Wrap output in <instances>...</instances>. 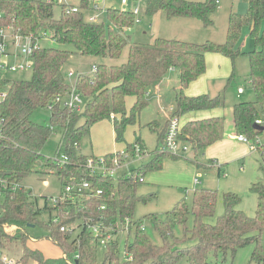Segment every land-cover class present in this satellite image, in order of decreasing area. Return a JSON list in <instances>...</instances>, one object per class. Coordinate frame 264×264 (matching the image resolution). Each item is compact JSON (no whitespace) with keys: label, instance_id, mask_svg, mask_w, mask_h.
Returning a JSON list of instances; mask_svg holds the SVG:
<instances>
[{"label":"trees","instance_id":"obj_1","mask_svg":"<svg viewBox=\"0 0 264 264\" xmlns=\"http://www.w3.org/2000/svg\"><path fill=\"white\" fill-rule=\"evenodd\" d=\"M88 4V0H81L82 7L89 8ZM53 5L41 0H0L3 13L0 24H11L24 34L36 35L45 31L58 43L71 44L74 52L81 55L115 59L128 46L127 59L118 65L96 64V70L91 75L77 76L74 85L84 99L79 112L53 103L56 95H64L71 86L62 73V67L71 53L66 49L41 46L34 49L29 80L0 78V92L3 93L0 98V118H3L0 179L8 184L2 200L0 229L3 224L15 225L17 229L28 224L44 226L67 258L53 259L52 264H68L67 260L71 264H95L97 244L86 222H96L103 217L98 222L112 227L113 233L117 234V228L124 226L126 218L133 219L135 202L142 200L135 195L139 178L149 170L160 169L165 157H180L161 151L167 122L161 124L157 120L144 125L157 134L153 156L118 179L110 175L91 174L85 167L86 157L77 153L79 141L89 132L91 125L104 119L112 121L116 139H122L125 127L135 124L139 113L147 106L149 91L169 70L176 71L179 78L171 116L180 120L181 116L191 111L223 106V91L214 96L207 93L189 96L184 92L190 82L205 72L207 52L220 53L232 61L241 54L247 55V76L254 99L233 104V126L236 134H244L250 139L260 135L263 131L256 130L253 125L256 119L264 122V30L261 29L264 0H247L244 14L230 13L225 41L220 44L212 41L198 44L163 37H155L149 44L129 43L124 31L135 23V15L130 10L108 7L105 10L107 23L103 20L89 22L83 12H66L63 8L59 17H55ZM217 5L215 0H146L144 13L152 15L162 11L167 18H193L207 25L212 22L210 15ZM243 27L249 28V35L254 40V47L248 52L237 45ZM231 78L232 75L229 80ZM129 96L133 97V104L128 110L126 98ZM50 104L51 107H48ZM37 108L49 110V124L31 120V114ZM180 125L181 140L188 143L195 154L221 139L224 131L220 116L191 119ZM54 129L60 131L56 154L64 153L68 158L64 164L41 153ZM136 141L141 145L139 140ZM127 147L130 148V144ZM103 157L108 166L114 163L113 154ZM192 160L199 166L195 159ZM39 163H42L46 173L55 174L63 186L85 178L91 182L93 191L100 189L101 194L74 195L72 199L59 200L51 205L45 201L43 208L49 213V218L46 224L40 223L36 219L39 209L29 200L30 193L20 185L25 177L37 171ZM10 184L16 185L15 188L9 189ZM251 190L258 194L254 215L248 216L236 208L240 198L234 193H226L223 196V214L215 224H209L203 218L213 215L217 191L196 188L192 193L191 206L180 200L167 212L164 220L152 216L161 245L151 244L137 227L139 232L134 235L132 244H124L122 257L114 239L105 245L106 253L101 264H172L182 256H186L190 264H211L206 262L209 249L233 255L239 247L248 244L255 246L252 260L264 264L260 243L264 233V184L255 183ZM188 213L194 216L195 242L182 246L186 236L182 239L174 236L173 226L184 225ZM61 226L73 230L61 231ZM76 226L79 230L74 234ZM23 252L26 253L25 250ZM124 254L130 258H123ZM75 255L78 257L75 258ZM33 256L42 260L37 252H33Z\"/></svg>","mask_w":264,"mask_h":264},{"label":"rangeland","instance_id":"obj_2","mask_svg":"<svg viewBox=\"0 0 264 264\" xmlns=\"http://www.w3.org/2000/svg\"><path fill=\"white\" fill-rule=\"evenodd\" d=\"M98 1L99 6L102 8L97 12L99 13V21L103 20L106 23L105 10L108 7H119L123 9H132L133 7L131 1L127 3L126 7L121 6L120 0ZM218 1L219 4L214 13L210 15L212 22L205 25L200 20L193 18H167L162 11H157L152 15H146L144 13L146 0H139L138 5L143 12L141 14V20L125 29L124 35L128 37L129 43L141 44H149L155 37L179 39L198 44L206 41L219 44L223 43L226 37L230 13L244 14L247 9V0ZM63 3L79 5L80 0H57L53 5V14L55 17H59ZM261 26V29L264 30V21ZM253 41L249 35V28L243 27L237 45L242 51L248 52L254 47ZM39 44L43 48L55 47L71 52L62 67L63 76L71 85L75 83L78 75H91L92 65L100 63L118 65L126 61L128 53V46H126L121 55L115 59L94 55H81L74 52V47L71 44L58 43L50 36L40 39ZM209 53L210 55H217V60L214 62L215 66L211 73H221L218 77L208 81L205 89L212 96L221 91L224 92L225 105L221 108L222 116L225 126H231L233 103L254 99V93L247 76L249 70L248 57L246 54H241L232 61L229 57L222 54L207 52V55ZM217 67H219V70H217ZM69 71H72L74 75L68 77ZM31 74V70L29 69L21 72H5L1 76L7 79L29 80ZM231 75L232 78L229 80ZM166 76L168 75L166 74ZM168 78L164 77L163 79L167 80ZM238 86L243 88V92L237 95ZM162 88L165 89V86ZM166 88L169 89L166 91L164 103L167 108H170L173 106V91H171V86L169 87L168 83ZM151 96H154V94ZM132 104L133 97L129 96L126 100V108L129 110ZM170 113L166 116V122L171 116ZM31 120L46 125L49 124V110L47 108H37L31 114ZM137 123L135 125H127L124 129L122 139L117 140L112 121L107 119L98 121L90 126L89 132L79 141V150H77V153L99 156L105 150H115L125 145L126 142L136 141L140 137L146 150L145 156L139 161L131 162L126 164V166L117 168L113 174V178L118 179L128 175L131 169L151 159L157 144V134L152 132L147 126H142V124L138 126ZM59 137L60 131L54 129L41 148V153L44 156L53 157L56 154ZM260 141L264 144V130L260 134ZM259 149L260 151L257 150L256 153L249 154L243 160L229 161L224 166L225 174L223 172L218 174L214 167L209 170H203L202 168L196 169L195 165L190 162V160L194 159L190 148L182 154V158L173 159L171 157H165L160 169L147 171L142 177V180L135 185V195L142 200L135 202L129 234L127 235V233L123 232L115 234L114 236V240L118 245L119 255L122 257L125 243H133L134 235L139 232L137 231V227L140 228V226L143 227L141 231L151 244L161 245L162 240L154 227L152 216L159 220H164L167 212H170L180 200H185V203L191 206L192 193L196 188H209L217 191L214 213L212 216L204 217V222L215 224L217 219L223 214V196L226 193L236 194L240 198V205L238 204L240 209L248 216L254 215L257 208L258 196L256 192L251 190V187L264 179V146ZM196 160L207 164L202 158V154H198ZM41 164L39 163L36 166L37 171L25 177L20 185L30 193L29 200L34 204L36 209H39V214L36 217L37 221L46 224L49 213L43 208L46 204L45 201L51 205V197L58 196L63 191V185L55 174L46 173L45 168ZM194 177L198 178L199 183L193 182ZM139 221L141 222L139 223ZM194 227V216L191 213L187 214L184 225L175 224L173 226L174 236L179 239H182L184 235L186 236V241L182 243V246H187L195 242L193 237ZM18 230H7L3 227L0 229V252L7 259L20 264H26L28 254L25 252V254L22 253L24 244L28 250L34 244L41 247V253L46 258L45 264H52L50 259L57 256L58 252L59 254L61 253L60 248L49 240V231L46 227L34 224L33 226L25 225ZM25 236L27 240L23 242ZM30 238H34L35 243ZM260 243L261 253L264 255V233L261 235ZM254 248V244H248L239 247L233 255L230 252L222 253L214 249H209L206 253V262L211 264H257L251 258ZM105 253L106 247L97 244L94 256L95 264L102 263ZM172 264H190V262L186 256H182Z\"/></svg>","mask_w":264,"mask_h":264},{"label":"built area","instance_id":"obj_3","mask_svg":"<svg viewBox=\"0 0 264 264\" xmlns=\"http://www.w3.org/2000/svg\"><path fill=\"white\" fill-rule=\"evenodd\" d=\"M45 3H55L57 0H41ZM89 8H84L81 6V0L79 5L74 4H66L63 3L61 8H63L66 12H78L81 11L84 13L85 19L89 22H99V13H97L100 9L98 0H88ZM132 2V9H123L130 10L135 15V22H140L141 20V8L138 5L139 0H120L121 6L126 7L127 3ZM217 4H219L218 0H215ZM3 13L0 10V19H2ZM48 37L45 31H40L36 35L34 34H24L16 29L11 24H0V78H3L1 74L5 72H21L26 70H32L33 60L32 53L33 50L40 47L39 41L40 39ZM96 70V66H92V72ZM73 74L72 71L68 72V75L71 76ZM75 84V83H74ZM71 85L69 90L66 91L64 95H56L53 99V103H58L62 107L70 108L73 111L79 112L82 110L84 105V99L82 95L77 91L75 85ZM238 93H242V89H238ZM3 97V93L0 92V98ZM51 107V104L48 105ZM255 123L258 125L264 126V122L262 119H256ZM3 124V118H0V135ZM180 120L175 116H170L167 121L166 131L163 137V141L161 144V151H164L168 154L181 157L183 153H185L190 145L180 138ZM236 139L239 141L247 143L251 149L260 150L264 144L260 141V135L250 139L244 134H236ZM146 154L145 148H143L140 143L133 142L130 144V148L127 146L119 150L114 154V163L110 166L106 164V159L103 156H88L85 159V167L88 171L93 173H99L103 175H110L113 177L115 170L119 167L125 166L128 163L136 162L141 160ZM53 159L59 163L64 164L68 162V158L64 153L55 154ZM130 173V172H129ZM141 176L139 181L142 180ZM197 182V179L194 180ZM9 189L15 188L16 185L10 184ZM8 184L0 179V217L3 213L2 200L5 193V189H7ZM87 194H95L100 195L101 190L97 189L93 191L91 188V182L88 179H78L72 183H66L63 186V191L56 197H51L52 204L57 201H64L65 199H72L74 195H83ZM104 206L102 205L101 208ZM103 217H100L101 220ZM89 220H91L89 218ZM86 222V226L88 230H90L91 235H93L96 244H100L105 246L108 242L114 239L115 234L113 233L112 227H106L101 224V222ZM132 221L128 218L125 219L124 226H119L117 228V234L123 232H130ZM141 225V224H139ZM3 228H16L15 225H7L3 224ZM142 226L140 229L142 230ZM71 229L70 227L66 228L65 226H61L60 230ZM79 230L78 226L73 231V233H77ZM125 256V254H124ZM78 255H75L77 258ZM64 258L66 255L64 253ZM125 259L130 258L129 256H125ZM67 259V258H66ZM68 264H71L70 260H67ZM0 264H20L18 262H14L12 260L7 259L5 255H2L0 252Z\"/></svg>","mask_w":264,"mask_h":264},{"label":"crops","instance_id":"obj_4","mask_svg":"<svg viewBox=\"0 0 264 264\" xmlns=\"http://www.w3.org/2000/svg\"><path fill=\"white\" fill-rule=\"evenodd\" d=\"M142 13L143 12H141V14ZM211 53H214V52H211ZM217 54H220V53H217ZM216 56L217 55H210V53L208 55H207V53L205 54L206 70L196 80H194L188 84V86L184 90V92L187 95L190 96V95H197V94H202V93L208 94V92H206V89H205L206 84L208 83V81H211L215 77H218L219 74L221 73V72H218L216 74L211 73L213 70V67L215 66L214 62H216V60H217ZM217 70H219V67H217ZM73 75H74V73L71 76H73ZM167 75L168 76H165L167 78L169 77L167 80L162 79L155 88H153L149 91L148 96H147L148 97L147 98L148 99L147 106L139 113L138 120L135 122V124L138 122L137 123L138 126H140L141 124L143 126L146 123H148L150 121H154V120L159 121L161 124H165V122L167 120V117H166L167 114L169 112L172 113V110L175 106V91L179 87V78H178V73L174 70H169ZM67 76L71 77L69 75H67ZM167 83H168L169 87L171 86V89H172L171 91H173V106L170 108H167L165 106V103H164L166 91L169 89V88H166ZM164 86H165V89L162 88ZM239 88H241L242 92H243V88L241 86H238L237 87V95L240 94V93H238ZM152 94H154V96H151ZM209 95H211V94H209ZM127 98H126V100H127ZM224 105H225V99H224ZM224 105L219 107V108L188 112V113H186L180 117L181 123H184V122L191 120V119H199V118H205V117H211V116H220L223 118L221 108H223ZM232 107H233V105H232ZM223 130H224L223 136L221 139H219L218 141H216L212 145L206 147L203 151H200L196 154L193 151L191 152L192 157H194L195 160H196V156L198 154H202V158L207 162V164H203V163L198 162L196 160L199 163V166H196L197 164L194 163L193 160H190V162L193 165H195L196 169L202 168L203 170H209V169L214 167L218 174H220L221 172H223V174H225L224 173V168H225L224 166L229 161L243 160L249 154L256 153L257 150L250 149V146L247 143L239 141L238 139H236V133L234 131V126H233V118H232V125L231 126H225L224 119H223ZM137 140H139L141 142V146L142 145L144 146L140 137ZM133 142H136V141H133ZM133 142L132 141L126 142V144L123 145L122 147L116 148L115 150H112V151L105 150V152H103L102 155H99V156H104V155L110 154V153L114 155L116 152L124 149L127 145L132 144ZM77 150H79V145H78ZM78 154L83 155L85 157L96 156L94 154H89V155H84L81 153H78ZM180 158H182V157H180ZM177 159H179V158H177ZM195 179H197V182L199 183V180L197 177H194L193 182H195L194 181ZM197 182H195V183H197ZM260 183L264 184V179H263V181H260ZM257 196H258V194H257ZM239 205H237V208L240 209ZM9 229L18 230L17 227L16 228H9ZM18 231H20V230H18ZM124 233H126V232H124ZM48 238L51 242H53L55 245H57L61 250L60 254L58 252V255L55 257H52V258L53 259H57V258H61V257L64 258V253L62 252L61 246L52 237L49 236ZM25 240H27L26 236L24 237L23 242H25ZM30 240L35 243L34 238H30ZM24 249H26L25 251L28 254V256L26 257V264H29V263H32V264H42L43 263V264H45L44 262H45L46 258H44V256L42 255L41 247H39L37 244H34V246L30 250H28L27 246L25 247V244H24V247L22 250L23 254H24V252H23ZM57 250L59 251V249H57ZM33 252H37L38 256L41 257L42 260H38L37 258H34ZM19 257H18V259H19ZM20 258H22V257H20ZM53 259H50V262Z\"/></svg>","mask_w":264,"mask_h":264},{"label":"water","instance_id":"obj_5","mask_svg":"<svg viewBox=\"0 0 264 264\" xmlns=\"http://www.w3.org/2000/svg\"><path fill=\"white\" fill-rule=\"evenodd\" d=\"M253 127L258 130V131H263L264 130V126L262 125H258L256 123H254ZM27 226H33V224H28Z\"/></svg>","mask_w":264,"mask_h":264}]
</instances>
